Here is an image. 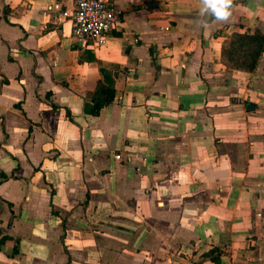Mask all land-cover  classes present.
Instances as JSON below:
<instances>
[{
	"label": "crops",
	"instance_id": "0c3cea01",
	"mask_svg": "<svg viewBox=\"0 0 264 264\" xmlns=\"http://www.w3.org/2000/svg\"><path fill=\"white\" fill-rule=\"evenodd\" d=\"M109 1L98 44L71 35L74 0H0V264H264V51L251 72L221 59L264 35V0L226 23ZM101 68L116 95L93 116Z\"/></svg>",
	"mask_w": 264,
	"mask_h": 264
},
{
	"label": "trees",
	"instance_id": "16d2710c",
	"mask_svg": "<svg viewBox=\"0 0 264 264\" xmlns=\"http://www.w3.org/2000/svg\"><path fill=\"white\" fill-rule=\"evenodd\" d=\"M264 51V35L256 30L253 34L245 32L232 33L224 42L221 49L222 62L229 68L244 72H251ZM101 78L97 81L96 87L90 103L84 104V112L96 116L100 110L109 105L115 95V80L111 70L101 68ZM66 114L70 117V112ZM4 177V176H3ZM6 239L5 236L0 238V246ZM18 249L15 247L14 252ZM217 249H212L208 257L215 264H220L219 258L214 256Z\"/></svg>",
	"mask_w": 264,
	"mask_h": 264
},
{
	"label": "built area",
	"instance_id": "2783aa9c",
	"mask_svg": "<svg viewBox=\"0 0 264 264\" xmlns=\"http://www.w3.org/2000/svg\"><path fill=\"white\" fill-rule=\"evenodd\" d=\"M71 35L80 42L94 40L104 44L122 9L109 0H74Z\"/></svg>",
	"mask_w": 264,
	"mask_h": 264
},
{
	"label": "clouds",
	"instance_id": "9594fccd",
	"mask_svg": "<svg viewBox=\"0 0 264 264\" xmlns=\"http://www.w3.org/2000/svg\"><path fill=\"white\" fill-rule=\"evenodd\" d=\"M233 0H200L199 14L202 18H212L218 22H228L232 16ZM207 19L201 20L205 26Z\"/></svg>",
	"mask_w": 264,
	"mask_h": 264
},
{
	"label": "water",
	"instance_id": "95a60500",
	"mask_svg": "<svg viewBox=\"0 0 264 264\" xmlns=\"http://www.w3.org/2000/svg\"><path fill=\"white\" fill-rule=\"evenodd\" d=\"M249 106H251V109H252V107H253L252 104H249ZM249 106H248V108H250Z\"/></svg>",
	"mask_w": 264,
	"mask_h": 264
}]
</instances>
